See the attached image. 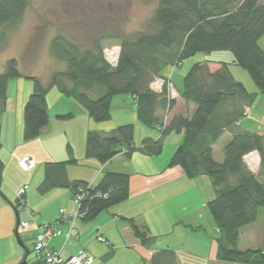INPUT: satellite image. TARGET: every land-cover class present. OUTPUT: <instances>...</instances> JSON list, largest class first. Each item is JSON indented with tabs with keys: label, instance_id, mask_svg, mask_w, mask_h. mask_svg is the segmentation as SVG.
I'll use <instances>...</instances> for the list:
<instances>
[{
	"label": "trees",
	"instance_id": "trees-1",
	"mask_svg": "<svg viewBox=\"0 0 264 264\" xmlns=\"http://www.w3.org/2000/svg\"><path fill=\"white\" fill-rule=\"evenodd\" d=\"M26 3L27 0H0V27L19 20ZM154 9L151 32L115 36L120 48L114 65L105 59L99 39L94 41V46L82 49L57 37L52 52L65 69L54 73L47 86L38 78L24 77L32 79L33 84L22 107V140L38 137L41 128L48 124L45 96L52 85L74 98L96 122L110 119L115 95L134 96L136 117L142 125L159 128L162 136L171 131L182 132L168 165L180 166L188 178L206 175L211 179L215 193L206 208L217 231L212 236L217 244L214 263L264 264V248L238 246L240 229L254 224L259 210L264 209L262 177L253 174L244 160L245 154L256 150L260 165H264V133L235 132L223 147V160L217 162L212 156V144L243 115V104L250 103L258 92L264 94V50L258 44L264 33V0H158ZM2 38L0 34V42ZM200 52L229 53L231 63L248 72L256 91L248 92L233 77L228 62L223 61L216 71H210L207 61L197 60L183 75L180 92L185 101L195 105L194 111L187 117L176 115L164 125L163 115L156 111L172 108L174 98L169 92L168 78L162 72L165 67L180 66L182 60ZM14 77H21L15 58L7 60L5 71L0 74V114L5 106L8 79ZM156 79L163 81L159 91L151 87ZM65 80L70 82L69 86ZM92 91L95 98L88 95ZM71 115L69 112L59 116ZM134 131L130 123L114 126L106 134L88 130L85 156L104 163L120 151L129 155L135 150ZM162 146V138L145 137L138 149L157 156ZM68 152L71 154L70 147ZM74 161L71 156L66 162ZM65 165L62 161L46 163L38 191L65 187L71 189L73 196L81 195L77 217L82 220H92L98 213L127 199L128 173L104 171L90 185L84 180L70 181ZM4 166L0 155V182ZM22 200L20 204H24V197ZM122 219L142 245L155 239L142 213ZM177 261L173 249L163 248L153 252L143 264H177Z\"/></svg>",
	"mask_w": 264,
	"mask_h": 264
},
{
	"label": "crops",
	"instance_id": "crops-1",
	"mask_svg": "<svg viewBox=\"0 0 264 264\" xmlns=\"http://www.w3.org/2000/svg\"><path fill=\"white\" fill-rule=\"evenodd\" d=\"M258 44L264 50V33ZM206 57L208 60H204ZM199 60L207 61L210 71H216L221 62H228L229 70L236 79L233 68L237 66L231 63L229 53L204 54ZM173 69L175 68L165 67L162 72L168 78L170 88L177 95L174 97L172 108L156 111L158 115H163L164 125L176 115L190 116L195 109L193 103L185 101L180 95L183 89L182 73L175 75L174 80L171 79L174 75V71L171 74ZM25 86L29 87L28 83H24L23 86L21 83V87L16 88L15 107L12 113L7 112V106H4L0 114V155L5 165L0 182V264H20V260L26 261V255L29 253L26 245L31 248L33 245L36 233L33 225L25 229L17 228L22 244L15 236L16 218L13 207L15 205L16 208L19 199L16 193L22 186H25L22 207L30 219L33 218L38 223L53 222L60 217L59 210L65 209L68 218L59 224L62 234L49 242L50 248L60 250L64 258L84 250L93 256L94 261L91 264H143L153 252L169 248L177 254V264H195L197 261L202 262L201 264H215L217 244L212 236L217 231L210 214L205 216L204 210L206 203L215 193L211 179L206 175L188 178L180 166L168 165L169 157L182 139L181 131H171L162 136L159 128L142 125L136 117L134 96L124 93H122L124 96L115 101L116 95L113 97L109 120L93 121L75 99L66 97L59 89L54 94L56 105L52 108L53 111L46 99L47 94L45 96L48 124L41 128L38 137L23 141L21 130L22 107L27 96ZM245 88L248 92L256 91L254 87ZM69 112L72 113L69 118L59 116ZM243 112V115L225 129L219 139L212 144V156L217 162L223 160V147L233 133L245 130L263 135L264 94L258 92L250 103L243 104ZM125 123L133 124L135 127L133 137L135 150L129 155L126 151H120L104 163L98 161L96 157L85 156V137L88 130L95 129L101 134H106L114 126ZM145 137L154 140L162 138V152L157 156H151L140 151L138 147ZM71 156L75 161L66 162ZM23 157L32 159L35 166L28 170L24 169L19 164ZM61 161L66 163L65 170L70 181L84 180L90 185H94L104 171L128 173L130 182L127 199L98 213L96 218L84 221L79 217H75L74 220L70 217L76 210V205L71 203L73 198L71 189L54 187L41 192L44 197L39 202L32 199L34 192L28 196L27 185L31 183L35 190H38L39 183L44 177L46 163ZM55 201L59 202V209L51 218L45 212L48 209L46 205L50 206ZM34 207H37L38 212ZM17 210L19 215L20 208L17 207ZM195 212L200 215L195 216ZM138 213L144 215L152 234L155 235V239L148 245L139 243L122 219V216L128 217ZM192 215L199 223H203L201 219L206 220L208 227L185 221L186 218L187 220L192 218ZM256 218V222L252 224L256 226L251 228L248 225L240 229L238 238L240 249L264 248V237L258 236L264 234V225L259 224L260 220L264 219V209L259 210ZM98 235L104 236L106 241H99ZM22 245L25 252L20 250L19 246ZM31 263L37 264V260L33 258Z\"/></svg>",
	"mask_w": 264,
	"mask_h": 264
},
{
	"label": "rangeland",
	"instance_id": "rangeland-1",
	"mask_svg": "<svg viewBox=\"0 0 264 264\" xmlns=\"http://www.w3.org/2000/svg\"><path fill=\"white\" fill-rule=\"evenodd\" d=\"M157 3L158 0H27V6L22 17L15 22L7 23L0 27V34L3 37L0 42V74H3L5 71L7 60L13 58L17 60V69H19L21 74V77L8 79L7 95L5 98L7 112L12 113L15 107V92L17 91V87H21V83L22 86L24 83H28L29 85V87L25 86L24 88L25 96L27 95L26 98L31 93L33 81L30 78L24 79L25 76L38 78L43 86H47L54 73L65 69L64 63L57 59L52 52V43L57 37L63 38L65 41H71L75 45L78 44L82 49L94 46V41L99 39L102 52L106 49L107 52H105L110 55L111 58H109L112 64L116 58L115 56L118 58L120 48L115 36H119L120 34L130 35L140 31L151 32L154 28L152 15ZM203 55L201 52L196 53L194 56L182 60L183 64L180 66L174 65L173 68L175 69L171 73L173 74L174 71V75L171 79L174 80L175 75L179 73L185 75L190 66L203 57ZM233 71L237 80L244 83L247 88L254 87L255 89L254 82L245 69L237 66V68H233ZM159 80L156 79L154 83ZM65 83L68 86L70 84L67 80H65ZM156 86L157 84H155ZM161 87L162 85L160 89ZM48 89L46 99H48L50 109L53 111L52 108L56 105L54 94L58 92L59 88L56 85H52ZM171 91L173 90L169 87V92ZM88 95L89 97H96L93 91ZM122 96L124 95H116L114 101ZM58 107H60V104H58ZM216 153L215 151V156ZM250 154L253 155L247 156V161L245 160V162L252 168L253 174H259L262 177L264 184V165H260V154L256 151ZM252 156L255 158H252ZM22 167L26 170L32 168H26L23 165ZM22 187L25 188V186ZM27 187L28 196L31 192H34L32 199H36L35 201L38 202L43 199V194L35 190L33 184L30 183ZM17 201L19 202V200ZM58 203V201H55L50 206L46 205L48 209L45 212L49 217L53 218L55 213H58ZM71 203H74L73 198ZM23 205L20 204L18 206L20 208V220L32 222L34 219H30L29 215L25 214L26 210L22 207ZM36 208L34 207L35 211L38 212ZM204 210L205 216H207L209 211L207 208ZM196 214L200 215L198 212H195V216H197ZM195 216L193 218L192 215V218H189V220L186 218L185 221L208 227V224L205 222L206 220L201 219L203 223H199L196 221ZM259 224L264 225V219H261ZM249 226L252 228L256 225ZM28 227H32V225ZM28 227H24V229ZM258 236L264 237V234L261 233ZM24 244L26 245V243ZM19 247L20 250L25 252L23 245ZM26 247L29 250V253L26 255V261L32 264L34 251L31 250L32 248L28 244ZM22 263L23 261L20 260V264ZM201 263L197 261L195 264Z\"/></svg>",
	"mask_w": 264,
	"mask_h": 264
},
{
	"label": "built area",
	"instance_id": "built-area-1",
	"mask_svg": "<svg viewBox=\"0 0 264 264\" xmlns=\"http://www.w3.org/2000/svg\"><path fill=\"white\" fill-rule=\"evenodd\" d=\"M106 49L103 51L105 59L109 64H111V57L109 54H107ZM117 55V54H116ZM110 57V58H109ZM113 57V56H112ZM117 59V56H115ZM114 59V62L112 64L114 65L116 63V60ZM155 84L157 86L155 87ZM163 85V81L159 80L156 83H152V89L155 91L160 90V86ZM159 88V89H158ZM171 97L174 98L176 96V93L173 91L170 92ZM251 153V152H250ZM247 153L244 156V160H246L247 156H250L252 154ZM247 161V160H246ZM20 164L23 165L26 168L32 167L34 165L33 160L28 157H23L19 160ZM252 169V168H251ZM25 188L21 187L19 191L17 192V197H19V204L20 202H23L22 194L24 193ZM81 199V195L76 194L73 196L74 203L76 205V210L74 214L70 215L71 219L74 220L75 217L78 215L77 208L79 207V201ZM59 218L56 219L53 222H42L38 223L35 220L25 221L21 220L19 223V228L28 227L29 225H33L34 228H36V233L33 240L32 250L34 251V258L35 260L39 261L40 264H91L94 261L93 256L88 252L84 250H79L74 255H70L67 257H63L61 255L60 250L58 249H51L49 246V242L54 239V237H57L62 234V230L59 227V224L61 222H64L68 216L65 213V209L59 210ZM97 239L101 242L106 241L104 236L98 235Z\"/></svg>",
	"mask_w": 264,
	"mask_h": 264
},
{
	"label": "water",
	"instance_id": "water-1",
	"mask_svg": "<svg viewBox=\"0 0 264 264\" xmlns=\"http://www.w3.org/2000/svg\"><path fill=\"white\" fill-rule=\"evenodd\" d=\"M14 208V212H15V218H16V224H15V236L16 238L19 240V235H18V232H17V228L19 226V223H20V218H19V215H18V210L17 208L13 207ZM19 243L22 244V242L19 240ZM23 264H26V261H23Z\"/></svg>",
	"mask_w": 264,
	"mask_h": 264
},
{
	"label": "bare ground",
	"instance_id": "bare-ground-1",
	"mask_svg": "<svg viewBox=\"0 0 264 264\" xmlns=\"http://www.w3.org/2000/svg\"><path fill=\"white\" fill-rule=\"evenodd\" d=\"M256 156V155H255ZM254 156H252V158H253ZM255 158V157H254Z\"/></svg>",
	"mask_w": 264,
	"mask_h": 264
}]
</instances>
